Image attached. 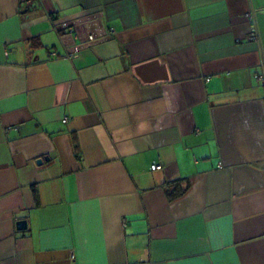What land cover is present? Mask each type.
<instances>
[{"label": "crops", "instance_id": "crops-1", "mask_svg": "<svg viewBox=\"0 0 264 264\" xmlns=\"http://www.w3.org/2000/svg\"><path fill=\"white\" fill-rule=\"evenodd\" d=\"M262 59L264 0H0V264H264Z\"/></svg>", "mask_w": 264, "mask_h": 264}, {"label": "trees", "instance_id": "trees-1", "mask_svg": "<svg viewBox=\"0 0 264 264\" xmlns=\"http://www.w3.org/2000/svg\"><path fill=\"white\" fill-rule=\"evenodd\" d=\"M166 189L169 198H177L185 193L188 189V182L183 179L166 182Z\"/></svg>", "mask_w": 264, "mask_h": 264}, {"label": "built area", "instance_id": "built-area-1", "mask_svg": "<svg viewBox=\"0 0 264 264\" xmlns=\"http://www.w3.org/2000/svg\"><path fill=\"white\" fill-rule=\"evenodd\" d=\"M245 16L247 17V18H249V19H251L252 18V14H250V13H246L245 14ZM258 35L256 34V33H254L253 31H252V33H251V35H250V38L251 39H253V40H255V41H258L259 39H258ZM90 39H92V37H89ZM5 54H7V51H5L4 52ZM262 62H264V59H262ZM257 79H262L261 78V76H259ZM67 120V117H64L63 118V121H66ZM161 168V165L160 164H156V163H153L151 166H150V169L151 170H158V169H160Z\"/></svg>", "mask_w": 264, "mask_h": 264}, {"label": "water", "instance_id": "water-1", "mask_svg": "<svg viewBox=\"0 0 264 264\" xmlns=\"http://www.w3.org/2000/svg\"><path fill=\"white\" fill-rule=\"evenodd\" d=\"M41 159H38L37 162L39 163ZM17 228L18 229H24L25 228V220H19L17 222Z\"/></svg>", "mask_w": 264, "mask_h": 264}]
</instances>
